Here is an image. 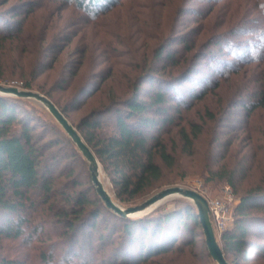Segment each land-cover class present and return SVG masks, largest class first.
<instances>
[{"label":"trees","instance_id":"16d2710c","mask_svg":"<svg viewBox=\"0 0 264 264\" xmlns=\"http://www.w3.org/2000/svg\"><path fill=\"white\" fill-rule=\"evenodd\" d=\"M62 1L65 4H72L76 10L82 12L88 23H95L99 15L115 13L124 0ZM161 4L160 0L153 2L148 9L152 13L153 8ZM162 5L168 11L171 9L169 4ZM183 6L180 14H183L182 11L185 9ZM132 7L134 9L136 6ZM137 7L147 9L144 6ZM132 9L125 18L126 24L118 21V25L115 26L122 27L124 24L128 33L125 46L131 47L134 53L141 52L138 57H131V60L135 61L134 67L137 68L113 70L115 66H124L123 62L119 61L123 54H119L120 51H116L114 46V50L111 49L109 53L104 54V50L100 51L98 48L101 43H95L82 32L62 70H57L54 81L46 86L45 82H37L39 77L54 71L52 69L57 55L73 43L80 30L69 31L65 25L60 26L61 18L56 19L57 23L49 21L32 37L31 46L34 52L30 55L22 34L23 27L28 23L26 15L29 12L33 13L31 9L23 15L20 12H13L10 23L0 27V81L10 77L22 79L20 81L22 89L37 90L46 96L68 121L70 112L88 108L87 113L76 125L71 124L110 178L115 199L125 204L126 208L138 205L139 200L159 188L163 181V169L174 167L175 149H167L161 138L162 132L167 133L170 128L180 126L182 111H187L197 102L204 101L205 94L217 90L223 82L242 76L240 67L231 60L215 58V50L210 46H217L219 53L228 50V55L236 57L238 63L247 65L252 62L248 59V46L244 42L238 40V43H233V49L237 44H243L239 51L226 48L229 37H237L241 33L240 30L229 29L225 33L223 31L213 35L207 40L210 49L202 50L203 43L197 42L196 36L188 39V36L194 33L198 35L199 29L189 28L181 35L175 34L178 24L169 30L161 25L153 30L146 29L148 25L137 30V26L132 22L138 15L137 12L131 14ZM194 11L196 10L191 12L195 14ZM142 16L145 17L146 14L142 13ZM132 28L134 31L130 32ZM105 35L109 33H105L101 38ZM114 40L111 43H119L117 40L113 42ZM174 45L180 46L174 48ZM96 51H99L97 57L109 62L110 66L97 70L101 64H95L97 60L93 58L90 69L81 73L87 55ZM24 55L33 57L31 70H22V66H19L18 61L23 59ZM8 57L11 64L14 67L18 65L20 70L13 69L9 74H5V61ZM48 59L51 60L46 63L45 60ZM205 59L207 61H204ZM130 66L131 64L126 65ZM80 76L82 78L80 85L72 98L62 101L61 98L54 96L56 91H67ZM234 94L228 97V101L224 99L227 104L225 108L205 109V117H201L202 122L191 120L179 127L177 135L181 153L192 152L195 141L203 132L204 124L207 121H214L217 114L221 122L229 119L233 108H239L245 118H248L255 109H264V81H260L258 86ZM84 95L85 100L78 102ZM226 96L223 94L222 99ZM23 100L0 96V216L3 217L0 218V242L4 239L11 241L24 239L23 232L30 228L32 213L35 210L36 193H41L46 199L54 193L51 169L44 155L45 151L58 142L43 141L42 135L34 131L32 123L36 119L33 114L24 107L18 111L17 105ZM106 115L112 116L111 128L101 121ZM217 141L215 139L213 144ZM244 169L239 164L232 168L221 165L216 170H208L209 180H223L233 194L239 196V202L233 210L232 227L221 237L224 257L232 264H240L246 259L248 251L254 248L260 251L259 258L264 257V215L258 213L264 212V186H253L239 193L238 184L244 176ZM89 193L79 191L67 195L64 200L67 205L57 209L56 219L63 228L58 236L66 241L69 248L67 253L70 254L66 258H61L64 264H87L78 250L79 237L85 228L88 230L86 237L88 245L91 244L93 233L96 232L100 248L108 247L106 235L99 233L96 228V220L102 217L104 212L121 223L118 230L121 234V243L110 248V252L116 253V256L108 264H152L155 257L161 258L179 249L186 241L180 242L176 248L177 236L182 235L181 230L184 228L181 227L186 225L184 218L178 214L179 209L168 213L154 209L142 217L124 219L106 208L96 191ZM87 206L91 208V212L86 216L84 212ZM184 216L185 220H192L188 212ZM106 222V218L101 219L102 224ZM32 227L35 234L39 226ZM39 230L43 232L44 227L40 226ZM32 234L25 237L26 243L31 240ZM189 234L191 235V232ZM249 235L262 238L263 246L258 244L256 238H249ZM40 259L44 264H52L54 254L41 253ZM101 262L106 263L105 260ZM0 264H23V261L2 258Z\"/></svg>","mask_w":264,"mask_h":264},{"label":"rangeland","instance_id":"374dc122","mask_svg":"<svg viewBox=\"0 0 264 264\" xmlns=\"http://www.w3.org/2000/svg\"><path fill=\"white\" fill-rule=\"evenodd\" d=\"M130 1L124 0L122 6L115 13L110 12L109 14L99 15L100 17L95 23H88V20H86L82 12L76 10L72 4L63 3L62 0H0V27L6 26L5 23H10L9 20L12 18L11 14L13 12H20L23 15L24 12L31 9L33 13L31 14L29 12L26 15L28 23L23 27L22 34L25 37L24 44L28 45L30 55H33L34 52V48L31 46L32 37L40 31V27L43 24H48L49 21L57 23L56 19L61 18L60 26L65 25L69 31L80 30L78 37L73 43L57 55L52 69L54 71L45 73L39 77L37 82H45V86L54 81L57 70H62L64 62L74 49L82 32L86 33L85 35L88 38H92V41L95 43L100 42L101 45L98 48L100 51L104 50V54L109 53L111 49L114 50L113 46L116 47V51H120V53L118 52L119 54H123V57L119 61L123 62L124 66H115L113 70L137 68L134 67L135 61L133 59L131 60V57H138L141 52L134 53L131 47L125 46L124 42L127 41L126 37L128 35L127 27L123 23L122 27H116L118 21L125 23V18H127L133 8L132 6L136 7L132 9L131 14L134 15L137 12L138 15L137 19L132 22V24L137 26V30L147 25L146 29H157L161 25L169 30V28L178 24V27L175 29V34L181 35L187 32L189 28L199 29L197 32L198 35L194 33L188 36V39L191 40V38L196 36L197 42L201 41V44L203 43L202 50L206 48L209 50L212 47L215 50V58H228L236 66L240 67L239 70H241L240 74L242 76H239L235 80L230 79L228 82H223L217 90L205 94L206 99L204 101L197 102L195 106L187 111H182L180 126L186 125L191 120L199 123L202 122L201 117H205V109H213L214 107L225 108L227 104L224 101H228L229 96L235 92H240V90L251 89L258 86L260 81H264V0H160L162 4H169L171 9L168 11L161 4L153 8L152 13L148 8L152 6L153 2H159V0H133L131 3ZM137 6H144L147 9L143 10L141 9L142 7L138 9ZM182 6L185 9L182 11L183 14H180ZM192 10H196L194 11L196 13H192ZM142 13H145L146 16L143 17ZM229 29L240 30L241 33L237 37H229L226 48L233 49V43H238V40L244 42L248 46V59L252 60L249 64L238 63L236 57L228 55V50L219 53L217 46H210V48L207 46V40L210 37L223 31L225 33ZM133 31L134 28L130 29V32ZM103 33H109V35L101 38L104 35ZM112 40H114L113 42L117 40L119 43H111ZM242 45L237 44L233 50L239 51ZM179 46L174 45V48H178ZM149 47L151 48L152 46L149 45ZM142 50L143 48L140 49V51ZM98 52L96 51L87 55L86 63L81 69L83 70L81 73L90 69V62H93V58L97 60L96 62L94 61L95 64H101L97 70L110 66L108 64L109 62L97 57L99 55ZM10 55L12 56V53ZM30 55H24L25 57L18 61L19 66H22V70L32 69L31 63L33 57ZM76 58L78 59V57ZM51 59H48V61L45 60V62L49 63ZM74 60L72 59V62ZM204 61H207V59ZM5 62V74H9L13 69L18 68L20 70L18 65L14 67L11 64L9 57ZM129 64L131 66L126 67ZM26 73L28 72L26 71ZM7 79L1 80L0 85L14 87V84H19L22 80L18 77H10ZM81 79V76L78 77L67 91H56L54 96L61 98L62 101L69 100L76 93ZM146 86L148 85L146 84ZM33 91L40 93L37 90ZM223 94L227 96L222 99ZM85 98L86 95L82 96L78 102H82ZM17 107L19 112L24 107L33 114L36 119L32 123L33 129L36 133L42 135L43 141L51 140L58 142L45 151L44 155L46 163L51 169V185L55 194L53 193L54 195L52 194L51 197L46 199L41 193H36L35 210L32 213L30 228H26L23 232L24 239L34 232L33 225L39 226V229L40 226H43V232H40L38 229L35 234H32L31 240L28 243L23 238L15 241L4 239L0 242V259L15 258L23 261V264H44L40 259V254L53 252L54 259L52 264H64L61 258H66L70 254L67 253L69 248L65 243L66 241H63L58 236L61 234L63 228L62 224L56 219L57 209L67 205L64 201L67 195H72L79 191H89V194L95 192L90 180L88 163L79 153L75 145L69 141L68 136L44 106L36 101L24 99ZM87 110L88 108L84 107L70 112L68 115L70 123L76 125L79 119L87 113ZM230 114L229 119L225 121L220 122L218 120L217 117L219 114H217L214 121H207L203 126V132L195 141L190 154L180 152L181 144L177 135L180 126L170 128L167 133L162 132L161 138L164 140L167 149H175L176 162L172 169H163L162 185L150 192L146 198L144 197L139 200L137 202L138 205L160 190L170 187H181L195 191L201 194L206 200L218 199L223 195L225 187L229 186L223 180H209L208 170H216L221 165L232 168L234 165L238 166L240 164L242 168H245L244 176L238 184L239 193H243L253 186H264V109H255L248 118L244 117L239 108L231 109ZM101 121L104 125H110L111 128V115L103 116ZM215 139L218 141L216 144H213ZM226 144L228 145L225 147ZM99 170V179L112 200L118 206L126 208L125 204H121L115 199L110 178L101 165ZM238 202L239 196L233 194V202L231 204L232 216L226 230L232 227L233 210ZM155 209L163 213L172 212L174 209L180 210L178 214L184 218L186 225L185 227H181L184 228L181 230L182 235L179 234V237L177 236L176 248L179 247L180 242L186 241L179 249L173 250L161 258L158 256L155 257L156 259L152 264H217L208 254L199 219L196 215L197 210L192 201L183 197L173 196L161 202ZM90 212L91 208L87 206L84 214L87 216ZM187 212L192 217V220H185L184 215ZM258 213L264 215L263 211ZM0 218L3 217L0 216ZM102 218H106V224L101 223ZM85 220L87 219L85 218ZM96 225L98 232L106 235L105 241L108 243V247L100 248L98 234L96 232L93 233L91 238L92 242L88 245L86 239L88 230L85 228L79 237L78 250L80 256L87 264H102V260H105V264H108L116 256V253L110 252V248L119 246L121 243V234L118 233L121 223L104 212L102 217L96 220ZM189 232H191V235ZM216 237L219 246L222 248L220 238L218 236ZM249 238H256L258 244L263 246L262 238L253 235H249ZM259 252V249L255 248L249 250L246 259H244L245 261L243 260L240 264H264V257L259 258ZM227 262L232 264L230 260Z\"/></svg>","mask_w":264,"mask_h":264},{"label":"water","instance_id":"95a60500","mask_svg":"<svg viewBox=\"0 0 264 264\" xmlns=\"http://www.w3.org/2000/svg\"><path fill=\"white\" fill-rule=\"evenodd\" d=\"M0 96L33 100L44 106L88 163L90 180L99 198L102 200L106 208L110 209L121 218L130 219L144 216L153 211L158 205H160L161 202L173 196L183 197L192 201L197 210V217L199 219L209 256L217 264H229L224 257L222 248L219 246L215 238L213 227L209 218L208 203L201 194L192 190L183 189L181 187H170L153 194L139 205L122 208L112 200L111 196L105 190L102 182L100 181V164L92 150L86 144L77 129L46 96L30 90L18 89L16 87H5L1 85Z\"/></svg>","mask_w":264,"mask_h":264},{"label":"built area","instance_id":"2783aa9c","mask_svg":"<svg viewBox=\"0 0 264 264\" xmlns=\"http://www.w3.org/2000/svg\"><path fill=\"white\" fill-rule=\"evenodd\" d=\"M13 85V84H12ZM19 84H14V87L22 89ZM233 202V193L229 187H225L223 195L215 200H207L209 208V218L213 227L214 235L222 237L225 232L228 222L231 220V204Z\"/></svg>","mask_w":264,"mask_h":264}]
</instances>
